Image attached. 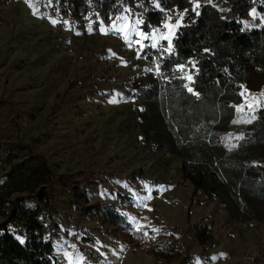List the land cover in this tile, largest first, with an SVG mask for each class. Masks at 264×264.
<instances>
[{
	"label": "rangeland",
	"instance_id": "obj_1",
	"mask_svg": "<svg viewBox=\"0 0 264 264\" xmlns=\"http://www.w3.org/2000/svg\"><path fill=\"white\" fill-rule=\"evenodd\" d=\"M69 1L0 0V187L6 157L46 164L45 239L58 264H264V85L250 86L253 72L264 73V0H82L78 17ZM158 12L156 26L149 16ZM197 18L211 43L174 78L162 75L177 33ZM228 21L253 39L252 50L219 40ZM204 60L227 86L202 96ZM157 80L185 95L188 171L213 164L219 193L192 198L184 161L140 131L137 96ZM196 225L206 228L203 245ZM159 246L173 258L155 255Z\"/></svg>",
	"mask_w": 264,
	"mask_h": 264
},
{
	"label": "trees",
	"instance_id": "obj_2",
	"mask_svg": "<svg viewBox=\"0 0 264 264\" xmlns=\"http://www.w3.org/2000/svg\"><path fill=\"white\" fill-rule=\"evenodd\" d=\"M169 1L183 6L185 0ZM67 7L73 17H78L82 0H70ZM149 19L153 25L158 26L164 20V14L152 13ZM255 35L257 33L252 34ZM212 38V29L203 18H197L191 26L182 28L173 42L175 55L162 60L160 73L174 78V68L200 56ZM218 38L235 49L247 51L254 47L253 39L242 35L239 25L233 21L223 24ZM196 81V91L202 96L211 92L212 88L225 89L227 86L226 80L217 74L209 60L202 62ZM167 83L157 80L154 86L141 90L137 96L139 129L146 139L158 145V151L166 150L184 161L181 173L183 179L193 186L192 198L198 191L219 193L222 188L221 174L216 172L213 164H198L194 166V170L188 171V154L182 138L188 134L184 128L189 121V111L186 104L181 102L185 95L168 92L165 87ZM213 111L218 118L219 108H214ZM13 158L15 157L8 156L3 160L4 164L10 166V170L6 174V184L0 187V264H58L52 244L45 239L47 228L43 208L47 209L49 216L53 193L50 170L46 164H37L38 160L34 155L14 165ZM261 173L264 175L263 169ZM71 192L72 198H83L79 190L71 189ZM106 218L117 228L123 227L121 220L112 216ZM195 228L198 241L203 245L208 240L206 228L199 225ZM151 251L164 260L173 258L168 246L160 247V252L152 247Z\"/></svg>",
	"mask_w": 264,
	"mask_h": 264
},
{
	"label": "water",
	"instance_id": "obj_3",
	"mask_svg": "<svg viewBox=\"0 0 264 264\" xmlns=\"http://www.w3.org/2000/svg\"><path fill=\"white\" fill-rule=\"evenodd\" d=\"M264 85V73L253 72L250 76V86L252 89H257ZM264 172V169H263Z\"/></svg>",
	"mask_w": 264,
	"mask_h": 264
},
{
	"label": "snow or ice",
	"instance_id": "obj_4",
	"mask_svg": "<svg viewBox=\"0 0 264 264\" xmlns=\"http://www.w3.org/2000/svg\"><path fill=\"white\" fill-rule=\"evenodd\" d=\"M53 23H55V22H53ZM137 23H140V21H137ZM167 26V25H166ZM188 79L189 80H191V77H188ZM189 91H192V89L191 88H189ZM238 111H240L241 109H237ZM155 230V229H154ZM155 231H158V230H155ZM145 235H147V233H145Z\"/></svg>",
	"mask_w": 264,
	"mask_h": 264
}]
</instances>
